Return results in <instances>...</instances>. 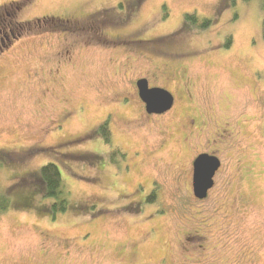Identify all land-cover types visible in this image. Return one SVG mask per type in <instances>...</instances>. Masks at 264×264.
I'll return each instance as SVG.
<instances>
[{
    "label": "rangeland",
    "instance_id": "obj_1",
    "mask_svg": "<svg viewBox=\"0 0 264 264\" xmlns=\"http://www.w3.org/2000/svg\"><path fill=\"white\" fill-rule=\"evenodd\" d=\"M119 1L0 0V264H264L260 0ZM139 76L174 106L147 115ZM201 152L221 160L203 198ZM49 161L70 190L56 216Z\"/></svg>",
    "mask_w": 264,
    "mask_h": 264
},
{
    "label": "trees",
    "instance_id": "obj_2",
    "mask_svg": "<svg viewBox=\"0 0 264 264\" xmlns=\"http://www.w3.org/2000/svg\"><path fill=\"white\" fill-rule=\"evenodd\" d=\"M260 5L263 10L262 19V30L264 36V0H260ZM185 20L195 26L206 27L211 21L208 18H204L202 23L198 22L197 15L187 12L185 14ZM98 132H100L107 143L111 142V129L109 125V120H104L98 127ZM39 177L41 178L43 194L45 196L52 198L51 210L56 216L58 213L65 212L69 207V194L65 181L62 177L60 167L57 163L53 161L46 162L38 170ZM154 192L148 196L149 201H153ZM12 198L11 195L6 193L1 189L0 186V215L11 207Z\"/></svg>",
    "mask_w": 264,
    "mask_h": 264
},
{
    "label": "water",
    "instance_id": "obj_3",
    "mask_svg": "<svg viewBox=\"0 0 264 264\" xmlns=\"http://www.w3.org/2000/svg\"><path fill=\"white\" fill-rule=\"evenodd\" d=\"M141 98L146 103L149 112H162L171 107L173 94L159 86H149L146 78L137 81ZM221 165L218 155L209 152L199 153L193 161V188L194 194L203 198L214 185V176Z\"/></svg>",
    "mask_w": 264,
    "mask_h": 264
},
{
    "label": "flooded vegetation",
    "instance_id": "obj_4",
    "mask_svg": "<svg viewBox=\"0 0 264 264\" xmlns=\"http://www.w3.org/2000/svg\"><path fill=\"white\" fill-rule=\"evenodd\" d=\"M142 3H143V1L142 0H121V1H119V5H120V7H122V8H124V9H126V16H128V15H130V14H132L134 11H135V9L137 8V7H141V5H142ZM139 7V8H140ZM105 35H108V34H106V33H104ZM110 35H108L107 37H109ZM111 36H113V35H111ZM115 36H120V35H115ZM140 78H146L147 80H148V83H149V86H159V87H163V86H161V85H157V84H151L150 82H149V78L147 77V76H139V77H136L134 80H135V83H136V86H137V92H138V96H139V98H140V100L143 102V108L146 110V114L147 115H152V114H158V113H161V112H149L147 109H146V103H145V101L141 98V96H140V93H139V89H138V85H137V81L140 79ZM163 88H165V87H163ZM165 89H167V88H165ZM167 90H169V89H167ZM172 94H173V103H172V105H171V107L170 108H168L167 110H169V109H171L173 106H174V103H175V96H174V93L171 91V90H169ZM167 110H164V112H166ZM163 112V111H162ZM209 153H212V152H209ZM212 154H214V153H212Z\"/></svg>",
    "mask_w": 264,
    "mask_h": 264
}]
</instances>
